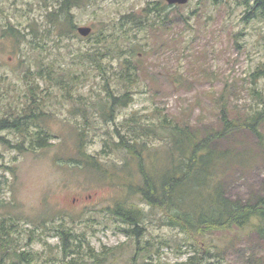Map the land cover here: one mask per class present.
<instances>
[{"label":"rangeland","instance_id":"1","mask_svg":"<svg viewBox=\"0 0 264 264\" xmlns=\"http://www.w3.org/2000/svg\"><path fill=\"white\" fill-rule=\"evenodd\" d=\"M60 2L0 0V110L25 105L27 81L35 76L44 104L42 125L52 135L47 146L29 145L36 132L30 127L25 141L32 148L23 152L0 144V219L14 224L20 249L38 252L41 264H51L59 243L54 226L63 223L96 252L116 247L115 258L103 264H127L134 242L120 231L126 225L110 209L128 202L142 210L140 239L149 264H175L196 251H202L201 264H264V244L256 235L193 238L168 225L167 213L128 193L113 177L75 161L81 140L102 168L128 176L121 168L125 152L112 146L114 128L125 127L127 119L151 125L165 117L194 128H215L221 106L240 113L256 106L252 89L264 96V79L253 83L251 74L264 62V18L243 20L241 0H189L178 6L165 0H89L71 7L70 15L59 10ZM51 11L56 24L48 17ZM128 14L142 18V27L131 24L124 17ZM8 21L24 34L19 41L1 37ZM77 26H90L91 33L83 37ZM99 35L105 40L99 42ZM85 53L95 54L98 65L82 60ZM125 58L131 62L130 79L121 75ZM28 69L33 72L29 80ZM40 69L43 79L36 77ZM56 78L69 84L61 86ZM126 91L131 100L110 111V118L104 116L108 93ZM154 129L157 134L144 139L164 156L166 131ZM2 135L12 142L19 139L15 131ZM236 143L248 156L259 146L246 131ZM221 144L229 147L231 140ZM153 163L159 168L161 158L155 156ZM237 168L223 185L226 195L247 200L263 192L264 161H246ZM42 217L46 224L32 233ZM30 234L34 238L26 245Z\"/></svg>","mask_w":264,"mask_h":264},{"label":"trees","instance_id":"2","mask_svg":"<svg viewBox=\"0 0 264 264\" xmlns=\"http://www.w3.org/2000/svg\"><path fill=\"white\" fill-rule=\"evenodd\" d=\"M88 1L61 0L59 10L70 15L71 7ZM240 4L244 7L243 20L264 18V0H241ZM143 10L148 11L149 9L144 8ZM55 16L53 11L48 14L52 24H56ZM124 17H130L131 24L136 25V28L142 27V18L139 16L128 14ZM32 31L35 33L34 29ZM7 36L19 41L20 36L24 37V34L21 29L15 28L8 21L6 28L2 30L1 37ZM105 38L104 35H99L97 40L102 42ZM81 58L98 65L95 54L85 53L81 55ZM129 65H131L130 60L123 59L121 75H124L122 78L130 79ZM47 70L48 73L51 72L49 68ZM25 73V78L29 80L28 76L33 72L28 69ZM36 73L37 78L43 79L42 69ZM251 76L253 83L257 81V78L264 79V62L256 67ZM54 80L61 86L69 84V82L64 84V81L59 78ZM27 86L28 94L25 98L27 101L25 105H14L4 111L0 110V144L19 152L32 148V146H26L25 141L30 127L36 128V132L29 145L47 146L52 137L42 125L44 104L42 98L37 96L39 82L35 76L31 82L27 81ZM252 90L258 102L256 106H251L242 113L230 110L227 106H221L220 124L215 128H194L189 124L174 123L165 117L158 124H140L137 120L130 118L126 120L125 127L116 126L114 128L115 141L112 146L116 150L125 152L126 159L121 168L122 170L124 168L128 176L102 168L99 160L85 152L84 142L81 140L77 142V152L80 158H75V161L77 165H83L88 170H95L101 175L113 177L128 193L138 194L145 204L167 213L168 225L178 228L193 238L201 237L207 241L206 237L217 233L229 237L245 236L251 233L264 244V189L263 192L242 200L226 195L223 186L230 173L238 169L239 165L246 161L255 163L264 161V96L257 88ZM129 94L130 92L126 91L115 96L109 92L106 104L102 105V108L106 110H104L106 113L104 116L110 118L112 115L110 111H113L115 107L126 105L131 100ZM155 126L166 131L167 146L164 156L157 149H149L148 141L144 139L150 132L157 134ZM5 131H15L19 134V139L12 142L2 135ZM243 131L259 141L256 152L251 156L247 155L249 151L243 150L236 143V136ZM230 140L231 146L229 147L228 144H225V147L224 144L218 145L219 142L226 143ZM155 156L161 158L159 168L154 167ZM135 172L139 179L136 178ZM110 211L126 225L120 228V231L132 238L134 242V251L127 264H149L146 261L148 259L145 253L146 247L142 246L140 239L143 230L142 210L128 202H118ZM46 221L42 217V224L34 225L32 233L45 225ZM13 225L9 226L4 219H0V264H41L40 253L20 249L12 234ZM54 228L59 243L58 255L50 257L51 264H103L106 260L115 258L116 247L96 252L90 246L89 241L79 238L65 224L56 225ZM33 238L34 235L30 234L26 245L31 243ZM83 249L89 259L82 255ZM201 252L196 251L185 261L175 264H201Z\"/></svg>","mask_w":264,"mask_h":264},{"label":"water","instance_id":"3","mask_svg":"<svg viewBox=\"0 0 264 264\" xmlns=\"http://www.w3.org/2000/svg\"><path fill=\"white\" fill-rule=\"evenodd\" d=\"M168 5H181L187 3L189 0H165ZM76 30L78 34L83 37L88 36L91 33L92 28L90 26H77Z\"/></svg>","mask_w":264,"mask_h":264},{"label":"flooded vegetation","instance_id":"4","mask_svg":"<svg viewBox=\"0 0 264 264\" xmlns=\"http://www.w3.org/2000/svg\"><path fill=\"white\" fill-rule=\"evenodd\" d=\"M75 199H73V201H74Z\"/></svg>","mask_w":264,"mask_h":264}]
</instances>
